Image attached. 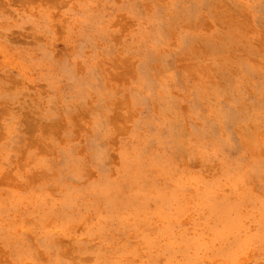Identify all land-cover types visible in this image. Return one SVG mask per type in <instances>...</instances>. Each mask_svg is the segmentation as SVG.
Masks as SVG:
<instances>
[{
	"label": "rangeland",
	"instance_id": "374dc122",
	"mask_svg": "<svg viewBox=\"0 0 264 264\" xmlns=\"http://www.w3.org/2000/svg\"><path fill=\"white\" fill-rule=\"evenodd\" d=\"M0 264H264V0H0Z\"/></svg>",
	"mask_w": 264,
	"mask_h": 264
}]
</instances>
